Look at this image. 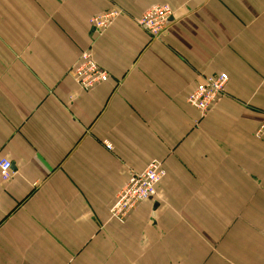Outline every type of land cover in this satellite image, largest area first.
I'll list each match as a JSON object with an SVG mask.
<instances>
[{
    "label": "crops",
    "instance_id": "crops-1",
    "mask_svg": "<svg viewBox=\"0 0 264 264\" xmlns=\"http://www.w3.org/2000/svg\"><path fill=\"white\" fill-rule=\"evenodd\" d=\"M174 15L158 40L137 24ZM121 9L99 34L90 18ZM92 49L109 80L83 92ZM226 73L206 116L188 104ZM264 0H0V264H264ZM106 142L111 144L109 149ZM162 161L157 198L110 207Z\"/></svg>",
    "mask_w": 264,
    "mask_h": 264
},
{
    "label": "built area",
    "instance_id": "built-area-1",
    "mask_svg": "<svg viewBox=\"0 0 264 264\" xmlns=\"http://www.w3.org/2000/svg\"><path fill=\"white\" fill-rule=\"evenodd\" d=\"M121 9L113 8L90 18L91 29L99 34L109 30L116 20L122 16ZM174 10L169 4L156 5L147 10L137 21L152 40H158L167 31L169 19ZM73 77L79 88L92 92L97 86L109 80V74L96 62L92 49L81 54L79 63L72 70ZM226 73L204 76L189 95L188 104L198 110L201 117L208 115L225 97L229 83ZM255 138L264 143V117L261 120ZM109 149L111 144L106 142ZM12 164L6 158H0V178L8 181L12 177ZM167 176V169L162 161L154 160L140 173H132L117 194L110 207V219L125 224L129 216L143 203L157 198V188ZM264 234V232H263Z\"/></svg>",
    "mask_w": 264,
    "mask_h": 264
}]
</instances>
